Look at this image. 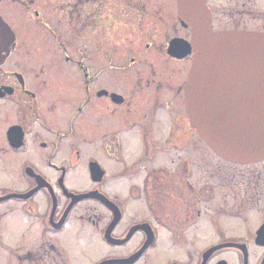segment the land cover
<instances>
[{
  "label": "flooded vegetation",
  "instance_id": "af4514ba",
  "mask_svg": "<svg viewBox=\"0 0 264 264\" xmlns=\"http://www.w3.org/2000/svg\"><path fill=\"white\" fill-rule=\"evenodd\" d=\"M176 1L0 0V264H264V159L196 133ZM205 3L264 33V0Z\"/></svg>",
  "mask_w": 264,
  "mask_h": 264
},
{
  "label": "water",
  "instance_id": "95a60500",
  "mask_svg": "<svg viewBox=\"0 0 264 264\" xmlns=\"http://www.w3.org/2000/svg\"><path fill=\"white\" fill-rule=\"evenodd\" d=\"M190 29L185 111L196 133L233 164L264 159V33L212 32L205 0H177Z\"/></svg>",
  "mask_w": 264,
  "mask_h": 264
},
{
  "label": "rangeland",
  "instance_id": "374dc122",
  "mask_svg": "<svg viewBox=\"0 0 264 264\" xmlns=\"http://www.w3.org/2000/svg\"><path fill=\"white\" fill-rule=\"evenodd\" d=\"M5 241H7V242H11L12 240L10 239V237H9V240H7V239H5ZM31 244L33 243V244H35V240L34 239H31V241H29Z\"/></svg>",
  "mask_w": 264,
  "mask_h": 264
}]
</instances>
